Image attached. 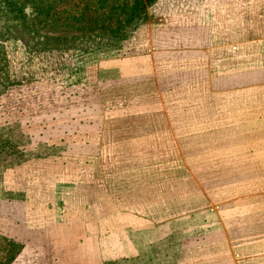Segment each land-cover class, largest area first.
Listing matches in <instances>:
<instances>
[{"label":"rangeland","instance_id":"374dc122","mask_svg":"<svg viewBox=\"0 0 264 264\" xmlns=\"http://www.w3.org/2000/svg\"><path fill=\"white\" fill-rule=\"evenodd\" d=\"M136 1L0 0V264H146L143 250L130 255L126 236L146 225L136 219L101 224L95 192L87 195L64 179L44 183L18 171L28 161L70 162L64 156L69 148L85 157L90 184L104 181L97 176L102 161L105 181L115 177L128 188L131 165H144L147 151L167 150L159 121L171 125L193 114L205 126L170 128L178 145L177 137L185 136L180 146L188 162L216 156L224 164L230 162L227 155L237 161L250 157L247 148L263 153L257 129L227 126L224 111H209L226 100L208 89L212 66L196 45L241 33L247 19L261 27L264 0H155L146 20L118 40L122 36L115 31ZM232 83L227 86L240 84ZM146 121L153 124L146 127ZM67 127L90 142L45 140L64 136ZM151 139L156 142L148 145ZM238 176L223 179L233 188L218 200L264 194V175ZM167 178L140 175L137 186L149 179L142 187L156 189ZM180 226L185 233H233L245 244L247 264H264V257H253L264 255V213Z\"/></svg>","mask_w":264,"mask_h":264},{"label":"crops","instance_id":"0c3cea01","mask_svg":"<svg viewBox=\"0 0 264 264\" xmlns=\"http://www.w3.org/2000/svg\"><path fill=\"white\" fill-rule=\"evenodd\" d=\"M260 14L263 17L261 27L254 19H247L244 25L241 24V33L232 31L234 34L232 32L225 34L218 43H214L209 37L205 43L196 47L203 51L207 63L212 66L208 76V89L226 100V104L215 108L211 106L209 111H224L225 125L257 129L258 137L264 138V11ZM237 38L238 42L235 40ZM246 80L248 82H244ZM220 82L219 86L216 85ZM232 82L240 84L227 86L233 84ZM238 111L241 112V116L234 115ZM170 122L171 125L167 120L157 122V126L162 129L159 134L166 138L161 140L167 145V150L159 154L147 151L149 154L144 156V165H131L129 176L133 178L129 180L128 188L121 186L120 180L115 177L113 178L115 181L108 180L110 183L105 181L102 161L97 163V176H103L104 181L90 184L91 171L85 170L88 166L84 162L85 157L69 148L64 156L72 160L70 162H59V158L62 157L33 159L24 163L18 171L30 172L44 183L48 182L45 178L64 179L71 185H80L79 190L87 195H93L95 192L100 211L97 220L101 224H124L132 219L141 221L146 227L140 232H128L126 236L130 238L127 246L130 255L135 257L138 254L136 251L133 253V250L136 248L143 250L140 257L145 258L146 264H247L250 260L246 259L248 253L245 244L238 241L242 238H234V234L228 232L185 233L181 228L183 226L180 225L188 222L212 224L220 219L228 221L249 214L264 213V194L218 200L219 194L233 188L232 182L223 179L237 175L238 177L264 175V151L260 153L259 148L256 150L247 148L246 151L252 153L249 158L232 161V156L227 155L224 159L230 158V162L220 164L213 158L216 156H211L210 160H203L202 164L200 162L192 164L185 158L184 149L180 146V140L185 136L177 137L180 139L178 145L174 142L173 135L170 137V128L200 127L205 124L202 120L196 119L195 114L188 119ZM145 123L146 127L153 124L152 121ZM70 127L66 128L68 130L64 136L45 140L50 143L64 141L70 144L82 142L83 139L90 142L86 135L78 139L74 137L73 132L69 134L72 130ZM148 133L150 134L149 131ZM43 135L47 138L50 136L48 133ZM45 140L38 139L37 142L42 143ZM155 142L151 139L147 144L153 145ZM170 142L173 143L171 148ZM136 157L141 160L140 155ZM76 160L81 162L78 163ZM154 169L157 171H153ZM113 170L114 174L115 169ZM140 175L170 178L162 182V187L152 189L142 187L151 184L152 181L149 179L139 181L140 185L137 186L136 177ZM173 225L178 226L176 230ZM137 234L138 243L133 244L132 237ZM258 256L264 257L262 253L253 255ZM259 260L257 258V261ZM252 261H255V258Z\"/></svg>","mask_w":264,"mask_h":264},{"label":"trees","instance_id":"16d2710c","mask_svg":"<svg viewBox=\"0 0 264 264\" xmlns=\"http://www.w3.org/2000/svg\"><path fill=\"white\" fill-rule=\"evenodd\" d=\"M143 1H146V2L143 4V2L141 0L136 1V3L132 7V12L129 13V15H128V19L123 23V25H120V27L115 31V33L116 32H117V34L120 33L122 36L118 40H122L125 37L127 30L134 31L143 21L146 20V18H147V7H148V5H152L155 2V0H143ZM125 26H128V28H126ZM115 37H117V36H115ZM10 244L12 246H14L15 248H19V246L13 242H9V245ZM14 258H15V256H9L8 261L11 262V260L13 261Z\"/></svg>","mask_w":264,"mask_h":264}]
</instances>
